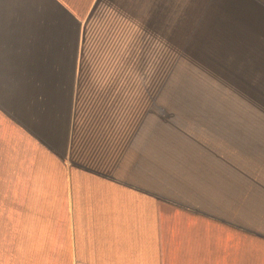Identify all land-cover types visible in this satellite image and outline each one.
<instances>
[{
  "label": "rangeland",
  "instance_id": "obj_1",
  "mask_svg": "<svg viewBox=\"0 0 264 264\" xmlns=\"http://www.w3.org/2000/svg\"><path fill=\"white\" fill-rule=\"evenodd\" d=\"M57 5L80 21L79 40ZM245 12L225 0H0V99L18 95L5 83L22 48L61 60L79 47L89 85L111 79L118 95L130 81L137 144L151 141L168 194L165 264H264V25ZM6 158L0 142V207L18 175Z\"/></svg>",
  "mask_w": 264,
  "mask_h": 264
},
{
  "label": "crops",
  "instance_id": "obj_2",
  "mask_svg": "<svg viewBox=\"0 0 264 264\" xmlns=\"http://www.w3.org/2000/svg\"><path fill=\"white\" fill-rule=\"evenodd\" d=\"M225 6L264 25V0ZM70 50L60 60L58 51L20 49L24 60L5 83L20 90L0 99V142L19 165L1 198L0 264H165L168 194L154 181L151 141L137 144L130 81L118 95L111 79L89 85L81 48Z\"/></svg>",
  "mask_w": 264,
  "mask_h": 264
}]
</instances>
